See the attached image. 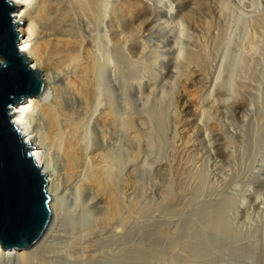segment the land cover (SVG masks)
Instances as JSON below:
<instances>
[{
  "label": "rangeland",
  "instance_id": "obj_1",
  "mask_svg": "<svg viewBox=\"0 0 264 264\" xmlns=\"http://www.w3.org/2000/svg\"><path fill=\"white\" fill-rule=\"evenodd\" d=\"M35 1L27 14H31L38 26L31 36L30 46L38 48L40 57H43L39 69L55 68L57 78L55 89L50 90L48 98L34 102L36 111L31 122L39 127L36 137L47 154L52 186L50 194L54 212L59 211L54 218L53 230L45 239L47 246L33 262L264 264V0H158L164 9L170 11L166 15H156L158 18L150 16L154 0H132L131 9L137 21L145 19L146 26L141 34L128 24L117 5L118 0H110L113 12L115 10L113 26L108 20L99 23L97 19L91 27L85 20L75 26L77 30L81 28L84 39L88 40L87 47L97 53L99 60L106 51L113 61L111 68L96 75L100 77L101 109L108 103L115 114L131 118L127 144L118 134L113 150L117 154L111 153L113 159L117 158L126 147L129 168L118 167V164L122 165L118 157L119 163L114 159L116 167L124 171L119 173L113 164L109 167L113 172L117 169L114 173H108V178L103 173L118 190L128 181L129 192L125 194L129 195V211L123 216L127 205L122 206L124 201L119 198L120 205L118 202L116 205L124 207H120L123 214L118 210H115V216L108 212L110 219L106 216V208H110L106 190L102 187L105 192L101 191L102 188L98 191L102 184L93 187L88 181L92 156L106 150L99 129L87 128L85 121L81 122L84 129L81 132H88V149L86 161L73 170V176L63 152L65 136L52 134L45 109H52L63 122L64 117L81 120L80 116L84 115L85 103L77 101L73 93L76 70L72 65L80 59L65 61L67 65L71 63L70 67L66 63L59 64L53 52L68 35L50 29L55 11L41 9L42 16H37V3L41 0ZM53 6L56 10L57 6ZM45 24L50 26L46 29L51 30L50 33L39 32ZM129 32L134 36L126 44L124 41L114 42L113 39ZM105 39H110V43L107 44ZM189 41L204 43L206 56L200 64V82L184 91L181 73L170 72L175 68L170 45H179L181 53L186 54ZM83 51L78 55H83ZM233 57H237L238 69H235L229 85L231 96L225 97L222 86L227 80L229 59L235 60ZM177 69H183V65H177ZM214 75L220 80L218 84L222 90L217 95L209 93L210 86L203 84L207 77ZM230 97L232 101L228 104ZM181 98L187 109L182 117ZM236 99H241L245 106L239 112L231 107ZM204 131L208 138L202 135ZM106 167L105 173L112 171ZM177 167L184 175H175ZM117 171V176H112L114 181L110 176ZM76 173L84 178L73 184L78 180V177L74 179ZM125 177L127 181L124 183ZM101 215L106 217L105 221ZM99 216L104 222L100 226L99 220L96 225ZM211 220L215 223L209 224ZM111 221L114 225L119 222V227L126 221L125 239L111 236ZM94 229L98 232L91 235ZM73 233L79 235L73 236ZM90 236L95 237L90 239ZM89 241L97 248L94 256L87 251ZM71 244L76 248L71 250ZM111 248L117 253L114 251L112 255ZM22 257L24 254L22 256L20 252L11 253L0 257V264H24L26 256ZM111 257L115 260L111 261Z\"/></svg>",
  "mask_w": 264,
  "mask_h": 264
},
{
  "label": "bare ground",
  "instance_id": "obj_2",
  "mask_svg": "<svg viewBox=\"0 0 264 264\" xmlns=\"http://www.w3.org/2000/svg\"><path fill=\"white\" fill-rule=\"evenodd\" d=\"M34 2H36V1L35 0H13V3L16 4L17 6H19V18L24 20V23H23L24 29H23V32L21 34L20 43H19L20 50L25 54L31 55L32 66L36 69H39V65L43 64L42 63L43 57L42 58L40 57L39 52H38L39 51L38 48L35 47L36 49H34V47L30 46L31 36L34 33V30H36V27L38 28V26H36L35 21H33L32 16H30L31 14L27 15L29 12L28 9H31L34 6V4H35ZM109 2H110V0H41L39 2L40 5L37 3V5L39 7L36 5L38 8L37 7H35V8L38 9V11H36L38 17H40V15H41V9H45V8L49 9L50 8L51 11H55V16H53L54 17L53 22L51 20L53 17H51V19H49L52 22V24L50 23L52 25V28H50V26H48L50 24L47 23L48 25L45 24V27H44L45 29L43 28V29L39 30V32H41L43 34H47L48 30H46V29L50 28L53 31L55 29V31H54L55 33L68 35V38H65L64 42H61V44L62 43L63 44L57 45V47H56L57 50L55 49V53L53 52V54L56 56V58L59 59V62H60L59 64L65 65L64 64V63H66L65 61H67V60L71 61L72 58L80 59V60H77V63L75 62L77 67L74 66L75 65L74 63H72V64H74V65H72L73 68H75L74 71L76 70L75 72L73 71L75 74L73 76V78L75 77V80L73 81V85L75 84L74 85L75 91H73V93H74V97L77 99V101H79V102L83 101L85 103L84 115L80 116V118L82 117L81 120H79V118H72L71 119V118L64 117L65 118L64 119L62 117L64 119V122H63V120H61L63 122L62 123L60 121V117L57 113L52 112V109H48V110L45 109L47 111V117L50 120V127L52 129V134L53 135L59 134V135L65 136V139L63 140V142L65 144V146L63 147L64 148L63 152L66 156V160H67L66 164H68L67 167L69 169H71L72 176H73V172H75L73 170H75V168H77L79 166H82V164L86 161L85 159H86L87 149H88V140H87L88 132L84 131L85 134H83V132H81L84 130V129H82L83 127H81V125H82L81 122L84 120L87 128L93 127V128L99 129V131L102 134V140L105 143L106 150H105V152H103V151L97 152L96 154H94L92 156L91 167H90L91 174L89 172L90 176H89V180L88 179L87 180L91 182V184L89 183L90 185L93 184L92 185L93 187H95L97 184L98 185L102 184L100 186L97 185L98 191H100L99 188L101 189L102 187H104V189L106 190L105 194H108V195H106V198L108 197L109 205H110L109 206L107 203V206L110 207V208H106V211L108 209L107 214L109 212V214L115 216V212L117 210L119 212L121 211L120 213L123 214V210H121V209H123L124 207H122V206L127 205V206H125V209H124L126 212L124 211V214H123V216L124 215L127 216L126 213L129 211V207H128V203H129L128 196L129 195L127 196L125 194V193H127L126 191H128V189H129L127 178L125 177L124 183L126 181L127 182L125 184L123 183L124 185L122 186V189H119V190L116 189L115 186L111 185L112 182L109 181L107 178L109 177L108 173L110 174L111 172H113V169L109 166H113V164H115V167H116V161L114 160L116 158V156L114 159H113L114 156L111 157L112 156L111 153L113 150L115 151V147L117 145L116 144V138H117L118 134L122 135L125 143L127 144L128 140H129V136H130L131 118L128 115H117V114H115L113 112L112 107L109 106L108 103L105 104L103 106V108L101 109V107H102V105L100 103L101 91H100L99 86H98L100 77L97 78L96 75H98L99 73L102 74L103 71L111 68L113 66V61L111 59V56L106 51L102 52V55L100 56V60H99L97 53L93 52L91 49H89L87 47L88 40L84 39V35L81 33V30H80L81 28L79 30H77L75 28V26L81 24V21H83V20H85L86 23H88L89 27H91V23L94 22L96 19L99 21V23L108 20L110 25L113 26L115 10L113 12L112 6L109 4ZM159 2H158V0H154V3H151L152 11L150 12V16L153 17L155 15V17H157L159 14L166 15V14H168V12L170 13V11L167 9H164L161 6V4H159ZM53 5L57 6V8L55 7L56 10L53 9L54 8ZM117 5L120 9V12L122 13V15L127 20L128 24L130 26L133 25V27L137 28V32L139 34H141L143 32V29L146 26L144 23L145 19H142V20L139 19L137 21V17H135V14L132 12V9H131L132 0H118ZM52 6H53V8H52ZM26 17L28 18V20H26ZM35 20H37V18ZM46 26H48V27H46ZM111 30H113L112 27H111ZM50 31H48V32L50 33ZM133 36L134 35L131 32H129L126 35L120 36L121 38L118 37V38H115L113 40H114V42L124 41V43L126 44V41L128 39L132 38ZM105 42L107 44H109L110 39H105ZM203 44L204 43L198 42V41H189V50L186 54L181 53V51H180L181 48L179 45L177 46L174 43L170 45L171 46L170 53L173 56V63H174L172 66L175 67L174 69H171L170 72L172 74L175 72L181 73V75L183 77L182 86H183L184 91H185V88H187L189 86H195V84L197 82H200V79L202 77L201 76L202 75L201 70H200V64H201L202 60L205 59V56H206L205 55L206 50H204L203 47H205V46ZM81 47H83L82 50H85V51H83L85 53H83V55H81V54L78 55L82 51L80 49ZM84 47L86 49H84ZM40 48L41 47H39V49ZM130 48H132V45H130ZM80 56H82V57L79 58ZM236 58L233 57L232 59H235V60L231 61V59H229L230 62H228V63H230L227 67L229 70L228 71L229 73L227 72V78H226L227 80L224 83V85L222 86L223 87L222 90H223V93L225 94V97L231 96V91H230L229 85L232 82V77H234V74H235L234 71L238 67V66L236 67V65H238ZM238 59H240V57ZM78 61L79 62L81 61V62L78 64ZM239 63H241V61ZM69 64H71V63L69 62L68 65L66 63L67 67H70ZM179 64L183 65V69H180V70L177 69V65H179ZM72 66H71V68H72ZM47 68H48V70H45V71L42 69H39L41 72V75L43 76V79L46 83V87H45L44 91L42 92V94L38 97H35V98L30 97L27 100L23 101L18 106V108L14 114V117H15V120H16L18 126L20 127V130L23 133L24 137L26 139H28L32 145V148H31L32 155L34 156V158L36 159V161L38 162L40 167L44 171H46V173L48 175V191L51 193L52 186H51V181L49 180L51 175H50V170L48 169L49 163H48V159L46 158L47 154L46 155L44 154L43 149H41L42 145L36 137V131L39 128L38 125L32 123L33 121L31 122L32 117H33V113L35 110L34 109L35 108L34 102L37 100L47 99L49 96L50 90L53 91L55 89L54 81H56L55 78H57L56 77L57 76L56 75V69L55 68L51 69L48 66H47ZM97 79H98V81H97ZM219 82H220V80H218L217 75H214L213 77H207L206 82H204L203 84L205 85V87L210 86V89H209L210 92L209 93L215 92V95H217L222 91L220 85L218 84ZM52 87H53V89H52ZM231 101H232L231 97L228 98V100H227L228 104ZM231 107L236 112H239L245 108L244 103L241 99H236L235 101H233L231 103ZM186 110L187 109H185V103L183 102V98H181V106H180L181 117L185 114ZM63 116H65V115H63ZM149 116L151 117V114H149ZM76 117H79V116H76ZM63 128H64V130H66L65 132H63ZM91 130H92V128H91ZM83 135H85V136L83 137ZM202 135L205 138H208V133L206 131H204L202 133ZM34 144H35V146H34ZM114 151H113V154L114 153L117 154ZM122 151H124V152H122ZM121 152H122L121 156L117 155L120 158L119 159L120 161L118 160V157L116 158V160H117V162L119 161L122 164V165L118 164V167L122 166L123 169L125 170V169L129 168L128 165H129L130 158H129V155L127 153L126 147H125V150L122 149ZM180 163H183V162L180 161ZM106 166H108L110 168V169L109 168L108 169L112 170V171L105 173L104 168ZM126 166H127V168H124ZM118 167H116V168L118 169ZM117 169H115L114 172ZM120 169H122V168L120 167ZM105 170L107 171V167ZM118 171H119V169H118ZM118 171H117V173L112 174L110 177L112 178V176H115L116 174H118ZM121 171H119V173H121ZM103 173L107 174L106 179H105V175ZM79 175L80 174L77 175V173L74 174V179L76 177H78V180L76 182H74L73 184L77 183L78 181L83 180L84 176H82L80 178ZM175 175L176 176L184 175L183 170L180 167H177L175 169ZM114 178L115 177H113L112 179H114ZM84 180H86V178ZM117 180H116V182H117ZM88 181H87V183H88ZM114 181H115V179H114ZM114 181H113V183H114ZM68 182H71V181H68ZM117 183H119V182H117ZM82 184L84 185V183H82ZM127 185H128V187H127ZM104 189L102 188L101 191L103 190L105 192ZM120 190H121L122 194H121V192H118ZM118 193L120 195H118ZM105 194L103 193L104 199H105ZM123 194H124V196H123ZM119 198H120V200H123L125 203L124 204L122 202L123 204H122V206H120V207H122L121 209L118 205H116ZM258 203H261V202H258ZM119 205H120V203H119ZM256 205H261V204L256 203ZM50 206H51V209L53 212V220H52V223L50 225V228L48 229L47 233L42 237V239L34 247H32L30 249H24L23 251L22 250H6V249H2L0 247V257L8 256L11 253L20 252V254L22 256H23V254H24V257L26 256L25 261H23L24 264H35V262H33V260L35 261V256H37V254L38 255L41 254V250L47 246V240H45V239L49 236L51 230H53L51 228H52L53 223H54V218L57 217V214H58L57 212L59 211L58 207L56 206L57 207L56 210H58V211H56V213L54 212L55 210L53 208L54 206H53L52 198L50 201ZM117 206L119 207L120 210L117 209L118 208ZM106 211H104V213ZM210 212H212L211 209H210ZM109 214L106 216H107V218L110 219L111 215L109 216ZM121 214H119L120 215V216H118L119 218L121 217ZM101 216H99V219H97L96 225L98 223V220H99V226L101 225V223H104L101 221L103 218V216H102V218H101ZM123 216H122V218H123ZM105 218H103V220ZM116 218H117V214H116ZM112 219L114 222H116L115 217H113ZM116 220L117 221L120 220V222H121V219H116ZM123 220H124V218L122 219V221ZM107 221H108V219H107ZM113 221H111V224ZM212 221L213 220H211L209 222V224L215 223L214 221L213 222ZM105 223L107 224V222H105ZM118 223L119 222H117L115 225H114V223L112 225L110 224V227H112V229L110 230L112 233L111 236H113V237L118 236V240L120 238L123 240L126 238L124 236L127 233V231H125V230H127L126 229V221H124V224H123V222L120 223L122 227H119ZM105 226L109 227V225H105ZM77 228H76V231L79 230V228H78V230H77ZM215 229H217V227ZM93 231H94V233H90L91 235H93V234L95 235V232H98L95 229ZM220 231H222V230H220ZM81 232H79V234ZM223 232H221V233H223ZM221 233H219V234H221ZM75 234H78V233H75ZM75 234L73 236H77ZM249 236L250 235H248V237ZM80 237H82V236H80ZM92 237H95V236H92ZM92 237L90 236L89 238L91 239ZM75 238L77 239V237H75ZM214 238H215V236H214ZM214 238H213V242H214ZM225 238L226 237H224V238L222 237L221 239H225ZM239 238H240V236H239ZM115 240L118 241L117 238L116 239L113 238V241H115ZM247 240L248 239H246V241ZM91 241L94 242L93 239ZM91 241H89V244L87 245V251L89 252L90 255H93V254L95 255L98 251L95 253V250H97V248L95 249L93 247L95 242L93 244H91L92 243ZM124 241H126V240H124ZM215 241H217V240H215ZM241 241H243V240H241ZM71 242H73V240ZM126 243H127V241H126ZM72 244H71V250H72V247H74ZM243 244H244V242H243ZM95 247H98V246L96 245ZM74 248H76V247H74ZM100 250H102V249H100ZM111 250H112V248H111ZM114 251L111 253L112 255H114ZM103 252H105V251H103ZM125 255H126V252H125ZM125 255H123V256H125ZM24 257H22V258H24ZM111 259L113 260L112 257L110 258V260ZM125 259H127V258H125ZM126 262H128V261H126ZM122 264H123V262H122Z\"/></svg>",
  "mask_w": 264,
  "mask_h": 264
},
{
  "label": "water",
  "instance_id": "obj_3",
  "mask_svg": "<svg viewBox=\"0 0 264 264\" xmlns=\"http://www.w3.org/2000/svg\"><path fill=\"white\" fill-rule=\"evenodd\" d=\"M23 29L19 6L0 0V247L6 250L34 247L53 220L48 175L14 117L23 101L46 87L31 55L20 50Z\"/></svg>",
  "mask_w": 264,
  "mask_h": 264
},
{
  "label": "clouds",
  "instance_id": "obj_4",
  "mask_svg": "<svg viewBox=\"0 0 264 264\" xmlns=\"http://www.w3.org/2000/svg\"><path fill=\"white\" fill-rule=\"evenodd\" d=\"M5 67H6V64H5Z\"/></svg>",
  "mask_w": 264,
  "mask_h": 264
}]
</instances>
